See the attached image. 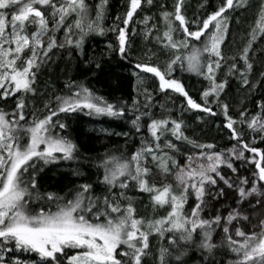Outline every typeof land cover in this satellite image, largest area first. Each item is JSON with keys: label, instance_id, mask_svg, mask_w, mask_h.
I'll use <instances>...</instances> for the list:
<instances>
[{"label": "snow or ice", "instance_id": "obj_1", "mask_svg": "<svg viewBox=\"0 0 264 264\" xmlns=\"http://www.w3.org/2000/svg\"><path fill=\"white\" fill-rule=\"evenodd\" d=\"M147 4L152 5L153 0H147ZM106 6L107 0L93 5L86 0H0V101L7 105L9 98L15 100L11 111L0 107V264H147L149 256L157 264H186L184 257L190 245L202 253L213 252V232L221 225L228 249L235 255L232 264H264V150L256 145L257 137L264 143V99L257 104L260 111L250 118L247 109L239 113V129L237 121L228 115V105H220L226 121L223 127L229 139L235 141L232 147L221 151H216L214 143L189 139L183 132V120L172 119L171 115L152 118L148 111L141 112L137 107V98L131 106L110 103L75 81L65 84V94L55 96L54 107H50L51 102L45 104L48 115H34L31 121L26 120L29 94L36 92V70L47 62L54 48H63L65 43L80 48L89 32L103 34ZM249 6L250 0H221L218 9L189 21L183 13V0H176L173 12L160 14L162 34L155 24L148 28L151 18L145 16L140 21L145 25V40H154L169 52L171 59L166 70L149 63L135 64L139 69L133 73L138 95L146 78L141 74H151L158 79L161 93L167 95V90H171L184 97L186 107L182 104L181 112L199 110L218 115L209 105L219 104L228 83L227 79L217 82V71L226 63L222 45L229 31L228 10ZM141 8L142 0H128L123 26L114 24L108 29L117 33V46L110 44L109 48L122 59L129 53L128 26ZM120 19L116 17L117 21ZM190 24L195 25V30ZM30 26L34 30L29 31ZM61 30L64 43L57 42L56 33ZM178 32L180 39L176 38ZM249 36L239 53L243 69L232 57L226 74L239 72L242 86L250 83L248 74L253 64L249 53L253 42L258 36L264 37V4ZM177 63L209 82L201 93L203 104L172 78ZM143 95L148 101L144 107L148 109L152 93L144 87ZM126 107L135 116L130 124L137 133L142 129V117H148L151 139L143 137L140 148L130 156L105 154L100 159L96 167L98 171L103 169L98 180L103 189L99 194L92 183L79 184L63 195L41 190L39 174L43 167L59 160H74L77 153L76 144L55 131L57 127L66 129L67 125L59 119L53 121V117L77 112L123 117ZM137 112L140 114L135 115ZM201 119L197 116V120ZM245 129L251 134V142ZM169 134L175 141L198 150L185 153L183 165L170 154L181 149L168 138ZM115 135L127 137L129 133ZM235 161L246 164L250 176L239 177ZM150 163L154 168L149 167ZM226 169L237 173L236 179ZM155 172L164 177L171 175L175 184L158 186L149 179ZM73 174L80 175L79 171ZM132 190L149 194L154 210L167 207V214L138 218L134 198L128 194ZM227 190L233 191L235 200L227 217L205 218L203 213L210 203L227 197ZM190 199H194V205L189 213L186 205ZM238 221L252 224L251 230L236 226ZM154 235L167 240V246L162 244L155 255L151 253L150 241ZM208 258L204 256L205 264Z\"/></svg>", "mask_w": 264, "mask_h": 264}, {"label": "trees", "instance_id": "obj_2", "mask_svg": "<svg viewBox=\"0 0 264 264\" xmlns=\"http://www.w3.org/2000/svg\"><path fill=\"white\" fill-rule=\"evenodd\" d=\"M126 2L127 0H107L106 15L103 20L105 32L103 34L89 32L83 37L80 48L65 43L63 48L57 47L51 51L47 62L41 64L36 70V92L34 95L29 94L25 109L26 120L31 121L34 115L36 118H43V116L48 115L45 104L51 102L50 107H54L55 96L65 94L67 92L65 84L75 81L83 83L95 94L103 96L110 103L131 106L133 99L137 98V107L141 112L148 111L152 118L161 119L171 115L172 119L183 120V132L189 139L199 143H214L216 150L220 151L232 147L235 141L229 139L228 132L223 127L226 121L220 105H228V115L237 121V129L240 128L239 113L241 111L247 109L249 118L260 111L257 104L264 99V78L261 77V73H264V37L258 36L250 50L249 60L253 64V68L248 74L250 80L248 85L242 86V81L238 78L239 72L235 75L226 76V74L228 73V66L233 62L232 57L236 58L238 67L243 69V61L239 60V53L250 39L249 33L255 26L260 6L264 4V0H250V6L245 9L228 10L230 16L229 31L226 43L222 45L226 63L217 71V82L227 79L228 83L220 95L219 104L211 103L209 105L213 111L219 113L216 116L199 110L181 112V105L186 107L184 97L171 90H167V95L161 93L158 79L151 74H141L146 78L138 95L137 77L132 75L130 71L136 70L135 64L149 63L159 65L162 70H166L167 62L171 59L169 52L156 44L154 40H145L143 33L145 25L140 21L145 16L150 17L149 27L154 24L157 25L162 34L163 24L160 21V14L162 11L173 12L176 0H153L152 5H148L147 0H142V8L137 10L128 26L129 53L126 59H122L117 51L109 48L110 44L117 46V33L108 31V29L114 24L122 25ZM86 3L93 5L96 0H87ZM220 4L221 0H183V13L189 21H193L198 16L218 9ZM161 5L164 7L161 8ZM117 16L121 17L120 21L116 20ZM176 23L178 24V22ZM190 28L195 30V25L190 24ZM32 30L34 28L30 26L29 31ZM156 34L157 32L154 30L152 35L155 36ZM56 35L58 37L57 42L64 43V32L61 30ZM176 38L180 39L182 35L178 32ZM172 78L179 80L196 102L204 103L201 99V93L208 87L209 83L204 77L182 69L177 63L174 65ZM144 87L153 96L151 107L148 109L144 107L148 103L143 95ZM213 99L215 98L213 97ZM14 104L15 100L12 98H9L7 105L0 101V107H5L8 111H11V106ZM162 105L164 107H161ZM125 112L126 115L123 117L88 116L83 112L53 117V121L59 119L67 125L66 129L61 130L57 127L55 131L71 139L77 146V153L74 160H59L66 164L64 168H53L49 164L43 167V171L39 174L41 190L56 191L63 195L79 184L92 183L96 193L99 194L103 189V186L98 183V180L103 176V169L98 171L96 167L100 159H103L105 154L130 156L131 153L140 148L143 137L148 136L151 139L147 132L148 117H142V129L141 132L137 133L130 124L135 116L128 111L127 107ZM139 114V112L135 113V115ZM197 116L202 117V119L197 120ZM93 122L116 131L128 132L129 135L125 137L95 132L90 129ZM245 132L248 134V142H251V134L248 133L247 129ZM168 138L173 140L181 149L179 153L170 152L181 165L185 162V153L198 151L192 149L191 145L185 142L175 141V138L170 134ZM256 145L264 150V143H260L259 137L256 138ZM165 150L167 151V149ZM149 161H151L150 157ZM68 166L75 167L80 175H74ZM149 167L154 168V165L150 163ZM245 167L248 169L247 165ZM149 179L150 181L154 180L158 186H162L164 183L175 184L171 175L164 177L159 172H155ZM128 194L134 198V207L138 218L148 219L167 214V207L154 210L150 203L149 194L137 190H132ZM193 205L194 199H190L186 205L189 213ZM196 239L199 240L198 234ZM150 241L151 253L154 255L158 254V249L162 244L167 246L166 239L161 240L155 235L150 238ZM213 243L216 247L210 254L202 253L195 245H190L187 255L184 257L186 264H205V255L209 257L206 264H232L235 255L229 251L226 237ZM24 258L27 259V257ZM147 264H157V261L149 256Z\"/></svg>", "mask_w": 264, "mask_h": 264}, {"label": "rangeland", "instance_id": "obj_3", "mask_svg": "<svg viewBox=\"0 0 264 264\" xmlns=\"http://www.w3.org/2000/svg\"><path fill=\"white\" fill-rule=\"evenodd\" d=\"M93 15H94V13H93ZM9 19H10V17H9ZM149 25H150V22L148 23V28H151V27H149ZM194 43H196V42L194 41ZM130 71H131L132 75L135 72H139V70L137 71V69L134 71L133 70H130ZM59 115H64V114L61 113ZM90 129L94 130L95 132L104 133V134H115V133L121 132V131H116L112 128H107L104 125H102L100 123H96V122H93L90 125ZM216 151H220V150H216ZM234 163L238 169L239 177L243 178L245 176H250L248 169L245 167L246 165L242 164L239 161H235ZM49 166H52L53 168H64V167H66V164H63L60 161H57L55 163H52V165L49 164ZM68 167H69L70 171H72V172L76 171L75 167H73V166H68ZM225 171L231 175L232 179H236L237 173H231L230 170H227V169ZM237 183H239L238 180H237ZM227 191H228L227 197L221 198L218 202L210 203L209 207L203 213L205 218H211L212 216H215V215H222L225 218L227 217L228 212L232 210L231 206L234 205V203H235L233 191L232 190H227ZM254 223H256L255 219L252 220V224H254ZM252 224L248 223L247 221H238L236 223V226L242 227L246 231H250L252 228ZM222 227H223V225H221L220 227H218L214 230L213 242L216 243V242L220 241L222 238L226 237V234H224L222 231ZM232 235L234 237V229L232 231Z\"/></svg>", "mask_w": 264, "mask_h": 264}, {"label": "flooded vegetation", "instance_id": "obj_4", "mask_svg": "<svg viewBox=\"0 0 264 264\" xmlns=\"http://www.w3.org/2000/svg\"><path fill=\"white\" fill-rule=\"evenodd\" d=\"M87 1V0H86ZM98 1L96 0V3H97ZM127 4H128V0H127V2H126V8L124 9L125 11H124V14L126 13V10H127ZM130 23H131V21H130ZM130 25V24H129ZM121 26H123V24L121 25ZM128 33V32H127ZM116 37H117V35H116ZM117 40V39H116Z\"/></svg>", "mask_w": 264, "mask_h": 264}]
</instances>
